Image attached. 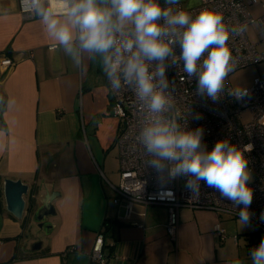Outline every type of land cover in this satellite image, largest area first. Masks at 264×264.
Segmentation results:
<instances>
[{
	"label": "crops",
	"instance_id": "0c3cea01",
	"mask_svg": "<svg viewBox=\"0 0 264 264\" xmlns=\"http://www.w3.org/2000/svg\"><path fill=\"white\" fill-rule=\"evenodd\" d=\"M199 2L180 0L185 7ZM19 9V0H0V264H92L99 231L107 264H251L246 234L260 243V231L250 222L254 231L244 229L226 213L181 207L175 239L166 232L163 204L135 202L124 217L123 207L112 203L119 122L102 54L89 59L84 53L81 70L62 48L51 47L39 17L24 18ZM5 57L13 64L1 65ZM7 177L28 184L22 219L5 208ZM52 190L59 194L55 212L46 217L51 228L33 250L27 229L38 227L28 206ZM217 224L225 228L224 238Z\"/></svg>",
	"mask_w": 264,
	"mask_h": 264
},
{
	"label": "clouds",
	"instance_id": "9594fccd",
	"mask_svg": "<svg viewBox=\"0 0 264 264\" xmlns=\"http://www.w3.org/2000/svg\"><path fill=\"white\" fill-rule=\"evenodd\" d=\"M21 0L23 12L39 17L47 34L82 70L83 54L89 59L102 54V70L113 91L130 85L153 115L141 131L147 161L162 184L187 177L184 187L193 197L201 182L219 192L239 210L241 227L250 221L252 180L246 152L251 144L238 147L227 139L209 150L203 142L204 129H188L156 118L168 97L166 70L181 67L187 78L196 77L197 93L219 101L235 63L228 41L230 31L223 15L204 8L197 15L182 7L180 0ZM234 31V30H233ZM179 45L177 56L175 46ZM206 53V55H205ZM171 59V64L166 63ZM157 81L159 83H157ZM227 94L243 99L247 89L231 87ZM198 118V117H197ZM251 264H264V237L250 250ZM236 264H243L237 260Z\"/></svg>",
	"mask_w": 264,
	"mask_h": 264
},
{
	"label": "built area",
	"instance_id": "2783aa9c",
	"mask_svg": "<svg viewBox=\"0 0 264 264\" xmlns=\"http://www.w3.org/2000/svg\"><path fill=\"white\" fill-rule=\"evenodd\" d=\"M53 2L58 0H51V4ZM256 2L257 0H200L195 6L185 7L179 3L175 7H182L193 15H197L204 8L214 9L223 15L224 24L230 31L228 44L232 50L235 71L250 64L264 62V48L257 47L264 43V14L256 19L257 40L251 41L246 34L247 26L254 21L248 11V5ZM19 3L20 14L24 18L35 16L23 12L21 0ZM174 50L179 56L178 44ZM166 63L171 64V59ZM179 63L181 67H169L166 70L168 87L164 94L169 102L161 113L156 114V118L164 122L178 123L188 129L202 127L203 142L209 150L222 139H227L238 147L246 144L253 146L250 152L245 153L252 174L249 187L253 190L249 222L257 231H264V76H255L249 86L242 87L247 89V95L240 100L227 94V90L232 87L228 78L224 93L219 101L213 102L211 98L202 97L197 93L196 77L187 78L182 71V62ZM12 64L10 57L1 61L3 66ZM106 84L112 100V113L119 122L114 139V145L118 148L119 181L114 187L115 196L112 203L123 207L124 217H130L135 202L145 206L163 204L167 208L165 229L172 239L176 238L181 207L209 208L239 218L242 206H234L231 201L222 199L219 192L207 187L203 182L199 195L193 197L184 187L187 177H178L166 184L158 180L156 172L147 164L151 157L145 153L141 143V131L145 124L153 119V115L137 99L130 85L122 84L119 91H113L107 77ZM144 214L145 212H142V215ZM135 224L141 225L137 221ZM216 230L221 238L225 237V228L217 224ZM246 237L250 250L259 245V239L254 238L253 233H247ZM103 243L104 234L99 231L92 247V264H107Z\"/></svg>",
	"mask_w": 264,
	"mask_h": 264
},
{
	"label": "water",
	"instance_id": "95a60500",
	"mask_svg": "<svg viewBox=\"0 0 264 264\" xmlns=\"http://www.w3.org/2000/svg\"><path fill=\"white\" fill-rule=\"evenodd\" d=\"M28 184L24 183L21 179L4 178L3 181V197L5 208L14 217L18 219L24 218V211L26 209V200L24 196L28 193ZM58 191H45L40 194L38 199L32 200L28 206L32 210V217L34 224L38 228L50 230L51 224L46 221V217L55 212L52 201L58 195ZM32 195V199H33ZM36 207H35V206ZM41 240L33 243L32 249L36 250L40 247Z\"/></svg>",
	"mask_w": 264,
	"mask_h": 264
},
{
	"label": "rangeland",
	"instance_id": "374dc122",
	"mask_svg": "<svg viewBox=\"0 0 264 264\" xmlns=\"http://www.w3.org/2000/svg\"><path fill=\"white\" fill-rule=\"evenodd\" d=\"M248 11L251 17L254 19V21L250 25L247 26L246 34L248 35L251 41H256L257 36H258V28H257L258 24H257L256 19L262 14H264V0H260L257 3L252 4V5H248ZM257 47L264 48V43H260ZM259 75L264 76V62L250 64V65L238 68L237 70L230 73L229 82L232 87H235L237 85L240 87H246L252 83V80L255 76H259ZM112 149L114 150L115 154L118 152V148L115 145L113 146ZM117 172H118L117 177L114 176L112 180L117 181V178L119 175V168ZM228 220L230 222H233L234 224H236L237 222L232 219H228ZM243 228L244 229L247 228L249 231L250 230L254 231L255 229L253 225L251 226L246 225ZM27 231H28L29 238L34 240L33 243L39 239L41 240L45 238L46 234L49 232L48 230H44L40 228L35 229L34 231H31L30 227L27 229ZM260 234L262 237H264V231H261Z\"/></svg>",
	"mask_w": 264,
	"mask_h": 264
}]
</instances>
